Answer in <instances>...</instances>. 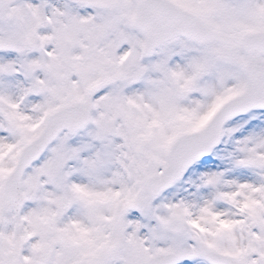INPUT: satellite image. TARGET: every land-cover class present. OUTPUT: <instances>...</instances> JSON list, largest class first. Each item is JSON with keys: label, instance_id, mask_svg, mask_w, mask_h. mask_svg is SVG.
<instances>
[{"label": "snow or ice", "instance_id": "1", "mask_svg": "<svg viewBox=\"0 0 264 264\" xmlns=\"http://www.w3.org/2000/svg\"><path fill=\"white\" fill-rule=\"evenodd\" d=\"M0 264H264V0H0Z\"/></svg>", "mask_w": 264, "mask_h": 264}]
</instances>
